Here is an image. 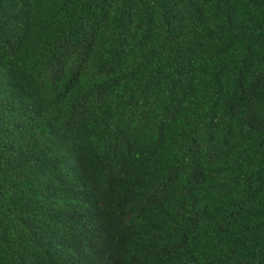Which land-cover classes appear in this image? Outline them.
Segmentation results:
<instances>
[{"label":"trees","instance_id":"obj_1","mask_svg":"<svg viewBox=\"0 0 264 264\" xmlns=\"http://www.w3.org/2000/svg\"><path fill=\"white\" fill-rule=\"evenodd\" d=\"M0 264H264V0H0Z\"/></svg>","mask_w":264,"mask_h":264}]
</instances>
